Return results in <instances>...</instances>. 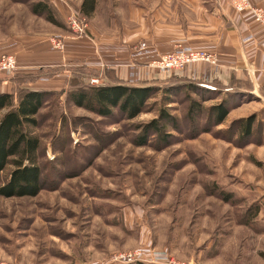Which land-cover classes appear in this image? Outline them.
<instances>
[{
    "label": "rangeland",
    "instance_id": "1",
    "mask_svg": "<svg viewBox=\"0 0 264 264\" xmlns=\"http://www.w3.org/2000/svg\"><path fill=\"white\" fill-rule=\"evenodd\" d=\"M39 1L0 0V66L11 68L0 72L1 87L20 75L72 77L85 58L104 66L86 84L109 83L110 61H117L128 68L129 85L161 80L163 87L167 76L189 75L188 67L161 74L135 60L174 51L216 59V65L192 63L193 77L208 68L218 74V55L206 44L237 31L239 15L248 18L231 0H99L90 19L80 13L83 0H58L66 9L63 15L54 8L64 20L59 27L32 12ZM71 15L84 22V32L72 30ZM47 61H65L67 68L39 64ZM243 73L245 79L234 83L242 94L233 95L223 124L200 120L197 129L210 130L196 134L186 119L185 93L164 105L159 92L129 120L118 111L103 118L76 107L61 89L42 84L54 93L35 130L45 189L33 198L0 197V264H119L117 257L138 251L174 264H264V87L252 79L264 73ZM228 90L206 98L204 107L220 104ZM161 108L179 120L181 132L167 128V142L151 136L139 146V128L158 119ZM252 116L254 135L243 138L239 122Z\"/></svg>",
    "mask_w": 264,
    "mask_h": 264
},
{
    "label": "trees",
    "instance_id": "2",
    "mask_svg": "<svg viewBox=\"0 0 264 264\" xmlns=\"http://www.w3.org/2000/svg\"><path fill=\"white\" fill-rule=\"evenodd\" d=\"M98 1L83 0L80 7L81 15L90 19L97 10ZM31 10L35 15L44 16L48 22L56 26H64L63 22L56 17L54 7L46 0L34 3ZM57 70L61 69L53 71ZM75 71L72 79L67 82V88L63 89L62 93L67 94L69 103L103 118H111L115 111H118L124 118L133 120L143 112L147 103L159 92L164 93V105H169L174 96L185 93L189 102L186 119L194 126L195 129H192L194 134L210 130L199 131L197 128L200 120L205 119L208 124L211 123L215 126L223 124L229 111L235 105L233 95L242 94L234 86L235 81L238 83L241 80L234 78H231L229 84L223 85L219 81L205 84L198 79L175 75L167 76L164 80L170 83L164 81L163 87L160 86L161 80L157 81L158 85L139 87L129 85L126 81L119 79L114 70H108L109 83L93 86L86 84L85 78L94 75V72H90L85 66ZM39 78L40 75L17 76L12 80V91L0 94V113L4 111L0 119V197L33 198L45 189L43 171L39 161L42 143L35 130L41 124L39 113L54 93L25 87L29 83L37 82ZM227 88L230 89L228 97H223L220 104L209 109L204 107L203 103L207 101L206 98L222 97L223 90ZM192 94L197 95V98H193ZM255 124V116L239 122L238 128L241 136L251 138L254 135ZM167 128L181 132L179 120L165 108H161L158 119L139 128L143 134V137L137 141L139 146H144L151 136L161 137L167 142L171 137L164 135ZM9 167L12 170L8 176L4 177V173ZM223 198L230 200L229 194Z\"/></svg>",
    "mask_w": 264,
    "mask_h": 264
},
{
    "label": "crops",
    "instance_id": "3",
    "mask_svg": "<svg viewBox=\"0 0 264 264\" xmlns=\"http://www.w3.org/2000/svg\"><path fill=\"white\" fill-rule=\"evenodd\" d=\"M259 1V0H256ZM54 8H59L63 15L65 14V6L61 1L53 0ZM82 1L80 2V5ZM80 8V7H79ZM57 10V9H56ZM236 17V16H235ZM235 19V18H234ZM238 21L239 28L237 31H229L226 34H222L221 37L215 38L211 40L208 44H206L205 48L208 52L217 54V67L214 68V71L219 69L218 74L213 73V69H205L203 75H198L197 77H193L192 72L188 71L189 75L185 73L181 76L185 78H193L198 79L199 81L205 84H211L213 82L219 81V83L226 85L229 84L231 78L237 80H244L245 75H243L244 71H250L255 76L259 74V78L262 73H264V31H262L260 27H255L251 24L248 18L243 15H239L236 19ZM64 23L63 18L60 20ZM249 32H252L254 36L251 40L246 39ZM243 37L245 38V43L242 42ZM248 40V41H247ZM94 53V52H93ZM96 54V53H94ZM83 63L79 66L89 69L90 72H94L95 74H100L104 68L103 65H97L92 62L91 59H83ZM39 64H44L45 67L55 69H64L67 68L65 65V61H47ZM111 67L113 68L115 75L121 79L126 81L128 76V68L123 64H120L117 61H110ZM57 67V68H56ZM209 70V71H207ZM210 70L212 72H210ZM259 70L257 73H255ZM36 73V72H33ZM196 76V74H194ZM73 77V76H72ZM69 73L60 76L61 79L56 78H47L42 79L39 78L37 82L29 83L25 87L33 88L37 90H42V84L50 85L46 90L53 89H65L67 88V82L72 79ZM252 79L257 82V84H261L264 87V79L258 80L252 76ZM251 79V81H252ZM105 80H108L106 78ZM253 82V83H255ZM46 86V85H45ZM259 86V85H258ZM12 90V83H5V87L0 86V94L1 93H9Z\"/></svg>",
    "mask_w": 264,
    "mask_h": 264
},
{
    "label": "built area",
    "instance_id": "4",
    "mask_svg": "<svg viewBox=\"0 0 264 264\" xmlns=\"http://www.w3.org/2000/svg\"><path fill=\"white\" fill-rule=\"evenodd\" d=\"M256 0H231L232 6L237 14H248L249 20L253 24H257L258 27L264 29V0L260 5H257ZM81 19L74 18V15H71V19H69V24L72 30L76 33L84 32L85 25L84 22H80ZM253 35H247L246 39L251 40ZM247 40V41H248ZM141 49L143 51H149L147 44L143 43L141 45ZM188 53V52H186ZM155 53H151L148 56H142L136 58L135 61L140 62V64L148 65L151 68L158 69L161 74L169 73L171 71L182 70V68L189 69V72H193L194 70H190L192 63L203 62L210 63L216 65V59L213 57H209L206 54L201 53H190V54H177V52H172L168 55L163 56H155ZM149 60H147L146 58ZM9 64H12L13 60L8 58ZM12 60V61H11ZM190 66V67H189ZM14 69V68H13ZM11 68H8L7 65L0 66V72H4L9 74ZM19 68H16L14 73L18 72ZM93 82L98 84V80H93ZM145 257L141 252H132L120 255L115 259V263L119 264H135L138 262L144 264H174L169 259H151Z\"/></svg>",
    "mask_w": 264,
    "mask_h": 264
}]
</instances>
